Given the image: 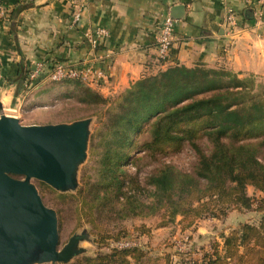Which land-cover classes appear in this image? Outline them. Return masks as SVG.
<instances>
[{
  "label": "trees",
  "instance_id": "16d2710c",
  "mask_svg": "<svg viewBox=\"0 0 264 264\" xmlns=\"http://www.w3.org/2000/svg\"><path fill=\"white\" fill-rule=\"evenodd\" d=\"M55 63L53 58L45 62L33 86ZM32 68L20 62L14 83L26 89ZM52 86L73 89L80 104L96 109L91 115L58 122L97 117L89 142L91 155L97 158L94 174L83 173L76 193L53 188L63 202L68 197L77 199L78 225L90 224L97 243L127 236L126 229L111 233L106 228L105 223L116 219L161 214V226H167L181 217L178 222L186 230L202 218L220 219L233 209H250L256 203L255 210L261 213L258 222L234 229L196 264H264V92L255 91L253 76L241 77L225 67L203 63L194 67L176 63L142 77L115 96L103 95L80 77L64 78L48 87ZM188 145L197 156L192 171L163 162L143 178L126 170L129 163L178 154ZM249 186L261 192L257 199L248 193ZM55 210L60 230L64 218L61 209ZM137 230L151 231L145 225ZM170 261L169 254L153 259L135 246L82 255L68 264Z\"/></svg>",
  "mask_w": 264,
  "mask_h": 264
},
{
  "label": "crops",
  "instance_id": "0c3cea01",
  "mask_svg": "<svg viewBox=\"0 0 264 264\" xmlns=\"http://www.w3.org/2000/svg\"><path fill=\"white\" fill-rule=\"evenodd\" d=\"M75 1L2 0L8 12L0 20L2 113L17 116L8 111L26 112L21 98L36 91L28 93L14 83L22 61L31 67L50 58L78 67L92 66L105 76L87 84L105 96H115L142 77L157 73L159 27L167 15L173 16L176 5L185 9L181 17L173 16L175 41L169 57L173 65L203 63L225 67L241 77H264V5L261 18L255 13L263 0H86L78 23L73 21ZM230 10L242 24L233 35L225 23ZM100 27L108 35L104 43L94 45L89 36ZM47 78L42 77L33 87H44ZM235 211L228 218L236 217ZM209 221L213 223L214 218H202L181 231L200 235Z\"/></svg>",
  "mask_w": 264,
  "mask_h": 264
},
{
  "label": "water",
  "instance_id": "95a60500",
  "mask_svg": "<svg viewBox=\"0 0 264 264\" xmlns=\"http://www.w3.org/2000/svg\"><path fill=\"white\" fill-rule=\"evenodd\" d=\"M184 9L174 6L173 16L181 17ZM90 121L22 124L18 117L0 116V264L65 261L74 254L77 236L59 249L57 212L31 179L60 191L75 189L88 155Z\"/></svg>",
  "mask_w": 264,
  "mask_h": 264
},
{
  "label": "rangeland",
  "instance_id": "374dc122",
  "mask_svg": "<svg viewBox=\"0 0 264 264\" xmlns=\"http://www.w3.org/2000/svg\"><path fill=\"white\" fill-rule=\"evenodd\" d=\"M161 61V60H160ZM38 62L45 63L46 60H40L34 62V65ZM160 70L165 67L173 65L172 60L165 62L161 61ZM176 64V63H175ZM34 65L32 67H34ZM46 65V64H44ZM48 73L44 76H47ZM253 76L255 80V91L264 92V77L258 75H244ZM30 81V73L28 77ZM44 82V87L36 88L26 85V89L31 93L36 89L35 92L27 94L26 98H21L23 101V108L26 112L20 109L19 112L8 111L18 116L22 124H46L49 122H66L81 117L91 115L96 109L86 104H80L78 100V92L76 93L73 89L61 90L59 86H48L54 84L55 81L47 78ZM87 83V82H86ZM27 84V83H26ZM33 87V88H32ZM26 94V93H24ZM17 102H20L18 100ZM0 111V116L4 113ZM15 116V117H17ZM38 122V123H35ZM98 125L97 117L93 116L90 121V132L93 133ZM90 142V141H89ZM204 143V142H203ZM90 146V143H89ZM96 157H92L90 147L88 149V155L84 162L79 165L77 173V187L72 190H68L69 193H76L78 186L82 182V175L85 171L93 175L96 166ZM197 161L195 151L190 145H188L182 152L174 155L162 157L160 159L148 157L138 164L129 163L126 166V170L134 174L139 172V175L143 178L146 174H149L161 162L175 165L183 171H192ZM22 180H26L24 177H20ZM31 182L36 184L45 204L54 209H61V215L64 218L63 224L60 228V247L61 250L69 238L75 234L78 238L74 242L72 248L74 254L71 258L65 261H49V262H35L33 264H68L74 261L77 257L82 255L95 256L98 253H108L112 249L118 247L116 245L117 240H111L108 244H100L96 242V236L92 232L90 224L82 221L78 225V214L77 211V199L74 197L66 198L65 202L57 196V190L51 185H42L37 179H31ZM44 183V182H43ZM54 189V190H53ZM248 193L255 199L261 195V193L253 186L248 187ZM255 206L250 209H233V215L236 217L227 216L220 219H214V222L210 221L208 228L204 229L202 234L191 233V230L181 231L180 223L178 222L181 217H178L176 222L169 223L167 226H161L163 221L162 215L150 216V217H132L126 220H115L110 223H105L106 228L112 233H117L121 229L127 230V238L135 240L136 245L144 249L150 258L155 259L156 257L164 256L169 254L171 256L170 264H178L180 261H188L189 263H200L206 253L213 252L214 243L223 244L224 236L230 234L234 229H238L243 223L251 222L256 223L260 219L261 213L255 210ZM145 225L151 229L149 234H140L137 227ZM228 233V234H226ZM134 246V247H135Z\"/></svg>",
  "mask_w": 264,
  "mask_h": 264
},
{
  "label": "built area",
  "instance_id": "2783aa9c",
  "mask_svg": "<svg viewBox=\"0 0 264 264\" xmlns=\"http://www.w3.org/2000/svg\"><path fill=\"white\" fill-rule=\"evenodd\" d=\"M86 4V0H77L73 5V21L78 23L82 19L83 10ZM264 5V0L260 2V7L256 8L255 13L258 16V19L261 18L263 14L262 6ZM7 9L2 0H0V20H5L7 18ZM175 23L176 19L172 15H167L162 21L158 36H157V50L159 59L163 62L169 60L173 44L175 41ZM225 23L228 29L229 34H234L236 29L241 28V21L233 10H230L225 17ZM108 31L105 28H97L92 33H90V40L94 45H99L104 43ZM43 62H38L32 68L30 72V85L40 77V75L45 70L46 65ZM0 71V77L1 75ZM104 73L101 70H96L92 66H74L70 63L58 62L55 63L53 68L49 71L48 77L53 80H61L64 78H74L80 77L85 82H98L104 77ZM30 86L29 83L26 84ZM116 245L119 249L131 248L136 245L135 240L129 239L127 237L116 242Z\"/></svg>",
  "mask_w": 264,
  "mask_h": 264
}]
</instances>
